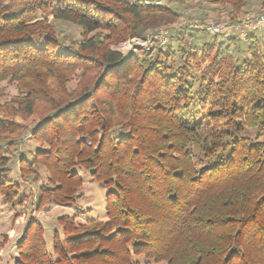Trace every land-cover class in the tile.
<instances>
[{
	"label": "trees",
	"instance_id": "1",
	"mask_svg": "<svg viewBox=\"0 0 264 264\" xmlns=\"http://www.w3.org/2000/svg\"><path fill=\"white\" fill-rule=\"evenodd\" d=\"M202 1L218 21L245 15L247 0ZM173 3L185 2L0 0V82L17 89L0 103V194H20L2 151L20 135L13 118L42 103L30 132L41 147L18 159L21 176L46 172L37 208L81 198L77 168L114 187L105 218L60 217L50 246L30 218L14 264H264V34L244 40L247 57L234 37L202 43L200 74L191 47L177 66L167 43L130 57L114 48L174 21Z\"/></svg>",
	"mask_w": 264,
	"mask_h": 264
},
{
	"label": "rangeland",
	"instance_id": "2",
	"mask_svg": "<svg viewBox=\"0 0 264 264\" xmlns=\"http://www.w3.org/2000/svg\"><path fill=\"white\" fill-rule=\"evenodd\" d=\"M182 1L185 3L171 4L172 9L178 13L177 18L174 21L149 29L143 38H126L114 46V48L118 49L126 57H130L134 54L137 55L143 51L150 52L154 48L165 45H160L157 41H150L152 40V35L161 30H167L169 40L167 39L168 42H166L167 44L164 49L175 54L172 59L174 66L181 63L184 51L191 47L192 51L199 56L197 60L198 67H196V65L194 66L195 68L193 73L200 74L202 69L208 64V59L200 56V49L202 47L201 44L204 42L211 43L215 38L217 40L226 41V39L230 37L226 38L220 35L215 36L189 26L190 23L196 19H216L217 15L206 11V9L211 6L205 1ZM262 2L263 0H247L246 8L244 9L245 15L263 12V7L260 6ZM48 20L51 19L49 18ZM53 24L56 32L65 35L66 39L72 40L79 37L80 28L77 25L58 21ZM263 34L264 27L252 32V35L257 37H260ZM175 38L179 39L176 40ZM230 43L232 50L234 48L232 52L233 55H237L238 48L235 47L236 42L233 41ZM192 45H196V48ZM239 46L243 49L242 56L247 57L249 53L245 46V41L241 40L239 42ZM77 80L78 75H75L73 80L68 82V85L74 87ZM16 94L17 89L13 82H0L1 104L5 100L8 101ZM49 108L50 107L45 103L38 104L33 114L30 116H16L13 118L22 126L21 130L18 132L20 135L13 136L12 138L14 139L12 142H4L2 144V151L8 149V151H5L4 153H6L9 157V178L18 183L20 194L9 202H7L0 194V264H14V261L17 258L16 242L30 218L36 219L42 224L45 231V239L47 244L50 246L51 237L54 231L61 230V225L59 223L60 217L66 215L70 218L76 217V219L80 221H83L87 216L105 218L106 194L108 191H114V187L112 185L105 186L99 181L93 179L89 171L77 168L76 170L83 180L81 186L82 197L67 206L56 203H48L39 209L37 208L36 197L38 185L42 180H44L46 172L43 168H40L37 170L36 175L26 174L25 176H21L18 170V159L21 156L28 159L30 157V153L41 147L38 142H35L30 137V132L37 121L42 118L43 115H46ZM156 264L166 263L158 262Z\"/></svg>",
	"mask_w": 264,
	"mask_h": 264
},
{
	"label": "built area",
	"instance_id": "3",
	"mask_svg": "<svg viewBox=\"0 0 264 264\" xmlns=\"http://www.w3.org/2000/svg\"><path fill=\"white\" fill-rule=\"evenodd\" d=\"M191 27L212 35L223 37H234L240 40H246L252 32L264 27V11L256 14L242 16L237 21H218L215 19L194 20L190 23ZM167 30H161L152 35V40L157 41L160 45L167 42Z\"/></svg>",
	"mask_w": 264,
	"mask_h": 264
}]
</instances>
